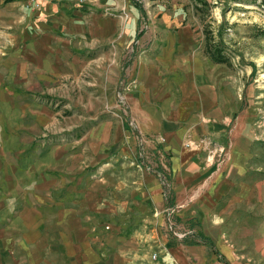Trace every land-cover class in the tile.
Returning a JSON list of instances; mask_svg holds the SVG:
<instances>
[{
    "label": "crops",
    "instance_id": "1",
    "mask_svg": "<svg viewBox=\"0 0 264 264\" xmlns=\"http://www.w3.org/2000/svg\"><path fill=\"white\" fill-rule=\"evenodd\" d=\"M109 1L115 5L118 2ZM25 2L28 5V0ZM39 2V9L24 7L25 18L16 17L14 21L19 33L14 36L13 48L22 44L26 48L12 55L10 73L26 88L32 85L31 75L44 77L55 69L64 70L62 51L68 49L67 42L84 31L79 29L85 21L82 11L107 0L99 5H80L76 0ZM92 21L94 31L107 34L121 24L96 17ZM32 29L39 31L34 34ZM39 38L42 41L36 44ZM171 53L172 50L166 52L165 57ZM157 67H145L140 74L138 87L127 97L130 120L125 121L119 133L135 145L137 136L142 142L145 137V149H158L169 159V167L165 164L164 168L172 178L173 197L172 185L170 194L162 190L165 177L161 180L160 171L144 174L139 182L142 194L150 193L149 206L151 202L157 213L158 226L152 227L159 240L157 259L147 256L145 244L140 241L146 225H139L132 229V235L124 236L131 232L125 222L129 205L121 209L114 200L109 202L108 186L115 185L104 175L93 174H99V169L89 173L82 169L78 176H72L66 166L72 156L67 155L63 135L51 147L40 143L47 137L41 135V129L48 119L50 97L41 93L34 100H23V106H27L24 116L34 124L18 131L8 124L4 128L12 139L0 140V264H259L254 257L238 255L240 249H247L238 242L240 230L246 228H238V217L256 219L250 234L254 249L258 250L259 205L264 202V189L260 192V187L264 188V181L259 180L260 168L244 160L238 146L227 150L226 135L232 119L226 109V97L222 103L216 87L199 84L194 78L195 67H184L191 76L177 89ZM25 77L28 81L20 80ZM27 92L28 97L34 93ZM233 131L238 135V121ZM2 134L0 127V137ZM127 180L120 186L126 188ZM172 199L179 206L173 217L184 224L194 223L190 229L208 234L212 241L175 236V231L186 235L192 232L174 227L170 221L169 228L166 226L170 218L166 210L171 209Z\"/></svg>",
    "mask_w": 264,
    "mask_h": 264
},
{
    "label": "rangeland",
    "instance_id": "2",
    "mask_svg": "<svg viewBox=\"0 0 264 264\" xmlns=\"http://www.w3.org/2000/svg\"><path fill=\"white\" fill-rule=\"evenodd\" d=\"M16 2L22 6H16ZM24 7L31 10L25 0L8 3L0 0V127L4 131L0 140L12 139L4 128L8 124L16 131L34 124L24 116L27 113L24 101L39 98L41 93L49 95L48 119L41 129V135L47 137L40 143L44 142L45 148L51 147L63 135L67 155L72 156L66 164L67 172L78 176L82 169L83 173L99 169V174H93L104 175L115 185L108 186L109 202L114 200L121 209L129 205L125 222L131 232L124 236L132 235L133 228L146 225L140 241L151 259L160 250L158 234L152 230L158 226L157 213L151 202L149 206V192L142 194L139 182L144 174L160 171L161 180L165 177L162 190L170 194L172 178L164 168L165 164L169 167V159L158 149H145V137L142 142L137 136L135 145L119 136L130 120L127 97L138 87L145 67L161 68L176 89L191 76L185 68L195 67L194 78L199 84L216 87L220 102L226 97V109L232 119L226 135L227 150L238 146L243 159L260 168L259 180L264 181V0H118L117 5L107 0L103 5L82 11L85 21L79 29L84 31L67 42L68 49L62 51L64 70L55 69L44 77L31 75L32 85L28 88L10 73L12 55L26 48V44L13 48L14 36L19 33L14 21L16 17L25 18L22 17ZM93 17L121 24L111 34L99 33L92 26ZM31 31L36 34L39 30ZM40 41L42 38L36 44ZM170 50L171 56L166 58ZM171 66L175 69L171 70ZM20 80L28 81L27 77ZM27 90L34 93L28 97ZM236 121L238 135L233 131ZM126 179L128 185L121 187ZM173 190L172 185V197ZM177 209L179 206L172 199L171 210H166L170 215L166 226L169 228L170 221L174 227L193 228L194 223L184 224L173 217ZM259 215L258 250L254 249L256 245L251 242L250 234L256 219L238 217V228L246 227L240 230L238 242L247 247L240 249L238 255L246 259L254 257L257 263L264 264L263 201H260ZM190 231L187 235L175 231V236H192L197 242L212 241L208 234Z\"/></svg>",
    "mask_w": 264,
    "mask_h": 264
},
{
    "label": "built area",
    "instance_id": "3",
    "mask_svg": "<svg viewBox=\"0 0 264 264\" xmlns=\"http://www.w3.org/2000/svg\"><path fill=\"white\" fill-rule=\"evenodd\" d=\"M105 0H76V2L80 5H83L85 4L86 2H90L91 4L93 5H98V4H102ZM41 6L39 0H28V7H30L32 10H36V9H39ZM171 210V209H170ZM172 226V224H171ZM173 227V226H172ZM177 236V234H176ZM179 237V236H177ZM152 259L153 260H156L157 259V254H154L152 256Z\"/></svg>",
    "mask_w": 264,
    "mask_h": 264
}]
</instances>
